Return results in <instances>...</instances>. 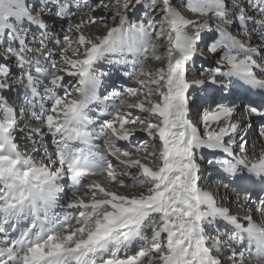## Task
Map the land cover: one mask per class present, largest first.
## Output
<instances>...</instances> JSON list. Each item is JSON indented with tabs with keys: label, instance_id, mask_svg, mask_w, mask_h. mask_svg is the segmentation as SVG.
<instances>
[{
	"label": "bare ground",
	"instance_id": "bare-ground-1",
	"mask_svg": "<svg viewBox=\"0 0 264 264\" xmlns=\"http://www.w3.org/2000/svg\"><path fill=\"white\" fill-rule=\"evenodd\" d=\"M106 1L0 0L13 58H0V264H264V0H114L108 32L93 26ZM156 27L166 57L144 48ZM139 127L138 152L123 153ZM15 224L43 237L36 259L10 241Z\"/></svg>",
	"mask_w": 264,
	"mask_h": 264
},
{
	"label": "rangeland",
	"instance_id": "rangeland-1",
	"mask_svg": "<svg viewBox=\"0 0 264 264\" xmlns=\"http://www.w3.org/2000/svg\"><path fill=\"white\" fill-rule=\"evenodd\" d=\"M136 1H139V0H136ZM146 1H148V0H143V2H146ZM172 1H174V0H172ZM141 2V1H140ZM155 2V4L157 3L158 5H157V7H160V6H162V0H158V2H156V0H149L148 1V3L149 4H151L152 5V3H154ZM39 6L38 5H35V7L33 8V10H32V12H35L36 11V9L38 8ZM120 7H122V4H120L118 1H114V0H108V1H106V2H104L102 5H101V8L99 9V20H97L96 22H94L93 23V26H97L96 28H107L106 30H107V32L109 31V30H111V29H114V28H116V27H118L119 26V24H118V21H115L114 22V24H113V18H114V12L117 10V8H120ZM145 7V6H144ZM144 7L142 6V7H140L139 9H137L136 11H135V15L133 16V14L132 13H129V11H130V9L132 8V6H130L129 8H128V6L127 7H125V10H124V12H126V14L127 13H129V15L128 16H130V18L132 17V18H134V17H136L135 19L136 20H138L137 22H139L140 20H143V18L145 17H143V13H144ZM230 7H231V4H228V5H226V7H225V11L228 13V11L230 10ZM77 18V16L75 15V16H73L70 20H65L64 21V25H62L60 28H61V32L62 31H66L67 29V26H68V23L70 22H72L73 20H75ZM146 18H144V24L146 25L147 23H148V20H145ZM154 20L157 22V25H158V23H159V21H157L156 19H153L152 20V22H154ZM136 22V23H137ZM47 23H50V21L49 22H47ZM239 23H240V18L237 16V14H235L234 12L233 13H230L229 14V24H231V25H233V27H239ZM157 25H154V26H157ZM160 25V24H159ZM50 25L48 24V25H46V27H45V32L47 31L48 33H50V34H52L53 36H55L56 37V35H54L53 33V29H54V26H52L51 28L49 27ZM157 27H161V25L160 26H157ZM155 28L154 30H153V32H150V30L149 31H147V32H145L144 33V48H148V47H150V49L149 50H151L150 51V53H152L154 50H155V52H157V53H159V51H160V53L161 54H163L165 57H166V55L168 54V51H167V49L169 48V45H168V42H169V37L167 36V33H164V37H159V36H157V33L159 32L158 31V28ZM95 28V29H96ZM148 28V27H147ZM149 29V28H148ZM98 30V29H97ZM99 31H101V30H99ZM102 32V31H101ZM70 34V37L71 38H74L75 37V33H74V31H71V32H69ZM151 33V34H150ZM146 34H150L149 36L148 35H146ZM264 36V33H259V37H263ZM153 39L155 40L154 41V43H152V41H153ZM201 42V40H199L198 41V44ZM4 45L5 44H2L1 42H0V58L2 59H6V60H11V59H13V58H11V55H8V54H5L4 52H2V48L4 47ZM162 46V47H161ZM75 47H77V46H75L74 45V48ZM78 49V48H77ZM161 49V50H160ZM74 51H72V49L70 50V52L69 53H73ZM81 51H76V53L78 54V55H80L81 53H80ZM262 52V51H261ZM260 52V53H261ZM261 54H263V53H261ZM9 73H10V71H9ZM9 77V76H8ZM135 78V76H131V81H129V83H127L128 84V88H130V89H133L132 87H133V85H132V81H133V79ZM129 79V78H128ZM135 80V79H134ZM8 81H12V80H8ZM76 81L75 80H73L71 83H70V87H74V83H75ZM76 84V83H75ZM120 84H122L123 85V83L122 82H120ZM134 84V83H133ZM240 86L242 85V84H239ZM223 88H226V87H223ZM223 88L221 87V85L220 86H218V85H215L214 87H213V90H214V92H215V95L216 94H219L220 95V93H222V92H226V91H224L223 90ZM111 89V87H105L104 88V91H103V94H107L108 92H109V90ZM66 92H68V90H65ZM63 93H61V94H59V96L60 95H62ZM154 95V92H153V90H151V89H148V88H145V91L143 92V96H148V97H150V96H153ZM239 99H241V96H239V95H237L236 96V99H234L235 101H234V103H236V102H238L239 101ZM134 102H135V98H131V97H129L128 95H126V94H124L123 96H122V104L123 105H125V108L127 109V113H128V116H131L132 115V112L134 111V109H135V104H134ZM199 102V103H198ZM220 102H224V100H220V99H214L212 102H211V104L209 105V106H212V105H215V104H217V103H219L220 104ZM192 107L194 108V114H195V116L197 117V116H199V114H200V112H201V109H202V107H204L203 105H202V103L200 102V101H198V99L196 98V100L195 101H193L192 103ZM202 106V107H201ZM206 107H208V106H206ZM129 112H131V113H129ZM245 117H249V115L248 114H243ZM20 118H22L21 117V113L20 112H18L17 114H15V119L17 120V121H19L20 120ZM99 119L102 121V122H106L107 120H110V117H106V118H104V117H99ZM138 121V120H137ZM139 122H140V120H139ZM141 123V122H140ZM247 124V122H245L243 125H246ZM142 126V125H141ZM19 129L18 130H16L15 131V135H17V134H19ZM145 134V131L143 130V127H139V130L137 131V132H135L134 134H133V136H132V140H129L128 142H127V144H125V146H122L121 148H119V149H121L122 151H123V153H125V154H128V155H133V154H135V153H137L138 151V148H140L141 147V145H142V143H141V137L143 136ZM258 133H257V130H256V132L253 134V139L251 140V141H249L248 142V144L246 145L247 146V148L248 149H252L253 147L254 148H256L257 147V135ZM48 143V141L47 142H43L42 144H41V146H40V150H39V154H43L44 152H45V145ZM42 146L44 147V148H42ZM127 146H128V148H127ZM217 148V147H216ZM139 152H143L142 150L141 151H139ZM219 152H222V151H219ZM223 153H225L226 154V157H227V159H229L231 162H235V161H237V160H239L238 158H239V154H236L237 152H235V151H230V150H228L226 147H224L223 146ZM244 161V160H243ZM211 163V162H210ZM207 164V165H206ZM206 164H204L203 163V167H204V165H205V169L203 168V171L205 172L206 171V169L207 168H210V167H208V164L209 163H206ZM245 166V165H244ZM199 172H202V171H199ZM197 177V176H196ZM200 177H202L201 175H200ZM199 177V178H200ZM131 176L130 177H128V179H127V181L128 180H131ZM198 178V179H199ZM117 181H120V178H118L117 179ZM199 181H200V179H199ZM201 185H203V183H204V180H202L201 179ZM124 183H126V182H124ZM259 194H261V193H259ZM258 194V196L257 197H259V199H261V198H264V197H262V196H264V195H259ZM148 248H149V252H151L152 250H151V247H150V245L148 246ZM264 251V250H263ZM150 258V257H149Z\"/></svg>",
	"mask_w": 264,
	"mask_h": 264
}]
</instances>
